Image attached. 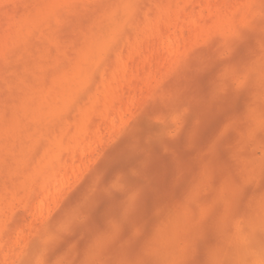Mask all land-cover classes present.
Segmentation results:
<instances>
[{"label":"rangeland","instance_id":"374dc122","mask_svg":"<svg viewBox=\"0 0 264 264\" xmlns=\"http://www.w3.org/2000/svg\"><path fill=\"white\" fill-rule=\"evenodd\" d=\"M93 135L16 240L26 199ZM262 197L264 0H0V264L55 246V264H172L187 235L185 264L194 243L264 264Z\"/></svg>","mask_w":264,"mask_h":264},{"label":"bare ground","instance_id":"6f19581e","mask_svg":"<svg viewBox=\"0 0 264 264\" xmlns=\"http://www.w3.org/2000/svg\"><path fill=\"white\" fill-rule=\"evenodd\" d=\"M190 15L191 16L194 15L192 11L190 12ZM174 34H175V32H172V35L171 34L165 35V38L163 39V44H164V47L166 49L167 56H172V57L177 58L179 47H178V43L176 42ZM125 104L126 103L124 101H122V98H119L118 104L116 106L114 105L111 109V112L108 113L107 117H105V119L97 125L94 133H100L101 128H104V130H105V128H107V129H110L111 127L113 128V126H112L113 122L112 121H113L114 117H122L123 116V115L119 114V110H120L119 108L124 107ZM125 107H126V105H125ZM123 114H124V112H123ZM98 136L99 135L90 136L88 141H82L81 140V142L75 146L74 150L71 153L68 152V154L67 153L65 154L66 163L62 166L61 169H57V170H55V171L51 172L50 174H47L46 176L43 177V180L40 183L38 190L34 192L33 196H29L31 198L28 197L24 203L23 214L20 215L21 219H23V224H20L21 226L19 225L20 227L18 226L17 227L18 229H16L14 231L16 240L20 239L19 234L22 233V231L20 232V229L24 225V220L27 219V216H28V222L33 224L35 219H38V217L41 216V214L43 212L42 210L43 209L46 210V208L47 209L49 208V206H47V204H46L47 202L49 204V201H46V199L48 197H50L51 195H53V194H55L61 190V187L64 186L63 184L69 179L68 174H71L73 176H75L77 174L78 168L72 160L70 161V157L73 156L75 160H79L84 152H86L88 149L92 148V146H91V145H93L92 142H94ZM80 167H83V166L80 165ZM55 196L56 195H54L53 197L55 198ZM53 197H52V199H53ZM56 198H58V197H56ZM46 211H47L46 213H48V210H46ZM25 215H26V217H25ZM40 221H41V219H40ZM24 235L26 237V234H24Z\"/></svg>","mask_w":264,"mask_h":264},{"label":"clouds","instance_id":"9594fccd","mask_svg":"<svg viewBox=\"0 0 264 264\" xmlns=\"http://www.w3.org/2000/svg\"><path fill=\"white\" fill-rule=\"evenodd\" d=\"M137 6L143 7L144 5L141 4V5H137ZM234 195L235 194L233 192H226L225 193V198L230 202L232 211H235L238 209V205H235L233 203ZM262 200H264V197H262ZM248 203H249V201L247 202V205L245 206L244 211L248 210ZM261 214H262V217H264V203H262ZM185 240H186V245L184 246V249H183L182 258H180L176 261H173L172 264H185L183 256L189 252L188 235L185 237ZM34 246L38 247V244H36V242H34ZM63 250L64 249L62 247H58V246L53 247L51 249V251L49 252V255L45 261V264H55V257L58 254H60ZM64 264H77V262H75L74 256H70L64 262ZM78 264H91V261L80 260L78 262ZM126 264H138V261H136L135 259H130L126 262ZM153 264H155V262H153ZM188 264H224V261L216 259L212 253V250H208V249L202 250L200 244L194 243L191 255H190L189 260H188Z\"/></svg>","mask_w":264,"mask_h":264}]
</instances>
